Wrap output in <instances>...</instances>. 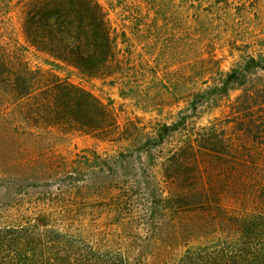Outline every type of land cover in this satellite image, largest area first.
Wrapping results in <instances>:
<instances>
[{"label": "trees", "instance_id": "16d2710c", "mask_svg": "<svg viewBox=\"0 0 264 264\" xmlns=\"http://www.w3.org/2000/svg\"><path fill=\"white\" fill-rule=\"evenodd\" d=\"M21 9L25 40L48 63L88 79L113 73L118 46L99 0ZM21 47L0 42V142L34 137L27 127L133 141L109 103L31 67ZM260 69L252 57L227 75L225 97L243 91L207 126L166 124L133 150H87L72 166L42 154L44 174L17 162L0 202V264H264V86L248 89ZM93 203L111 216L95 237L79 220Z\"/></svg>", "mask_w": 264, "mask_h": 264}, {"label": "rangeland", "instance_id": "374dc122", "mask_svg": "<svg viewBox=\"0 0 264 264\" xmlns=\"http://www.w3.org/2000/svg\"><path fill=\"white\" fill-rule=\"evenodd\" d=\"M99 2L118 46L111 75L88 79L71 68L48 63V57L25 40L21 0L0 1V42H18L31 67L54 71L109 103L122 126L130 128L133 141L27 127L34 137L14 146L0 142V202L7 203L14 193V177L21 169L17 162L28 161V172L44 174L45 161L38 162L42 154L72 166L87 150L108 154L133 150L166 124L186 119L190 127L200 128L224 118L230 102L243 90L229 87L231 99H227L223 82L252 57L262 60L263 69L252 75L248 89L254 92V85L264 86V0ZM88 208L79 219L86 231L95 237L110 230L111 216L97 204Z\"/></svg>", "mask_w": 264, "mask_h": 264}]
</instances>
